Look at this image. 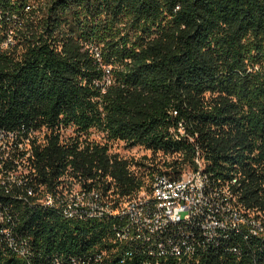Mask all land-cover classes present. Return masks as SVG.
I'll return each mask as SVG.
<instances>
[{
  "label": "trees",
  "instance_id": "1",
  "mask_svg": "<svg viewBox=\"0 0 264 264\" xmlns=\"http://www.w3.org/2000/svg\"><path fill=\"white\" fill-rule=\"evenodd\" d=\"M22 126L46 129L28 162L35 192L71 177L110 202L130 198L146 165L110 150L123 142L149 151L151 176L177 178L197 155L244 209L263 211L264 0H0V127ZM2 191L29 259L0 233V264H147L116 243L112 219H67ZM232 238L241 262L215 250L199 264H264L260 239Z\"/></svg>",
  "mask_w": 264,
  "mask_h": 264
},
{
  "label": "built area",
  "instance_id": "2",
  "mask_svg": "<svg viewBox=\"0 0 264 264\" xmlns=\"http://www.w3.org/2000/svg\"><path fill=\"white\" fill-rule=\"evenodd\" d=\"M11 40L8 37L6 43H10ZM59 128L61 137L74 134L73 128H67L71 129V134L68 135H66L67 129ZM45 132L44 127L39 130H25L23 126L15 130L0 127V138H8V145L3 146L1 157L14 158V164L18 167L17 158L23 157L25 152H31L32 146L40 143ZM178 132L182 133L181 123H178ZM121 143L124 148H129L125 143ZM114 152L124 158L120 152ZM193 162V170H186L183 176L178 177V182H170V178L162 176V173L153 174L151 177L162 176V187H159L154 196L143 193V198L120 200V206L104 203L97 190L82 188V194H75V190L63 192V185L67 181L65 177L62 181V191L39 193L40 202L37 204L58 207L61 215H65L66 211H73V217L81 219L89 218V212H123V223H113V225L120 226L121 239L124 240V246L128 248V255H130L129 249L138 248V242H145V249L138 250L145 256L147 264H160L167 258H173L178 262L192 261L199 264L201 257H207L215 250L230 254L236 263L241 262L244 251L231 239L220 240L221 229L240 228L241 241L246 242L251 239V234L264 235V224L251 222L245 212H241V217H234V202L230 199H217L212 192V181L206 180L205 171L204 180H197L196 167L204 168V166H197L196 156ZM0 169V188H7L9 192L11 187H14L20 191L14 198L25 199L28 193L35 192L33 187L26 185L30 178L10 181L2 173V166ZM66 193H73V202L70 205H60L59 196ZM7 208L0 209V233L5 236L7 242L15 241L17 244L11 234L14 215ZM210 237H219V245L215 250H204V242ZM17 246L23 255L29 256L24 241ZM176 250L192 251V258L178 260L175 258ZM251 259L252 264L253 255Z\"/></svg>",
  "mask_w": 264,
  "mask_h": 264
},
{
  "label": "bare ground",
  "instance_id": "3",
  "mask_svg": "<svg viewBox=\"0 0 264 264\" xmlns=\"http://www.w3.org/2000/svg\"><path fill=\"white\" fill-rule=\"evenodd\" d=\"M43 137L44 136L41 137L40 143L43 142V139H42ZM6 145H8V138H0V166H2V173L5 175V177L9 178L10 181H19V180H22L24 178H30V177H32V175L30 173V169H29L30 166H28V162L32 158L31 157V152H25V153H23V157L17 158V165H18V167H17L16 164H14V158L1 157V154L3 153V146H6ZM133 148H140V147L135 146V147L127 148V149H133ZM140 149H142V147ZM34 155H35V153H34ZM125 158L126 157H124V159ZM128 159H130V158H127V160ZM135 161H137V160H135ZM196 164H197V166H204L203 159L199 158L197 155H196ZM33 166H35V165L33 164ZM191 166H193V165H191ZM133 169H135V168H133ZM187 170H193V167L188 166V169ZM184 173H186V170H182L181 173H180V175L178 177L183 176ZM162 176H168V175L166 173H162ZM162 176L151 177L147 189H143L144 187H141L138 190V192L135 191L136 194H134L131 197L129 195L130 198H127V199H124L123 198V199L124 200H133V199L143 198V193H147V196H154L155 193H156V191L159 190V187H162ZM0 177H1V169H0ZM178 177L177 178H174V179L173 178L170 179V182H178ZM59 179L61 181H64V177H61ZM196 179L197 180H204V168L203 167H196ZM34 180H35V178H34ZM206 180L207 181H212V192L215 193L217 199H230L231 201L234 202V217H241V212H245V214L248 215V217H249V219H250L251 222H254L256 224H264V210L263 211H257V210H247L246 208L244 209L237 202L236 195H235V193L232 192V188L233 187L231 188L229 184L222 183L220 180H215V181L211 180L210 179V175H208L207 173H206ZM234 181H235V179L232 180L231 183L234 184ZM42 184H44V183H42ZM74 186H77L78 187V190H75V194H82V188H81V186L79 184V181H77L75 178H71V177L70 178H67V181L65 182V185H63V192H72ZM44 187L39 186L37 192L28 193L27 196H29L31 198L33 197L35 199V203L40 202V194L39 193H43V192L46 191L44 189ZM0 189L3 190V191H5L7 193V188H0ZM58 189H59V191H62V185ZM111 197H113V196H111ZM16 199L22 200V198H16ZM72 202H73V193H66L64 195L59 196V204L60 205H70V204H72ZM103 202L106 203L107 205L120 206V201H118V202H115V201L110 202L107 199L106 200L103 199ZM20 204L21 203H19L18 205H20ZM41 206L42 207H46V208H52V209L58 210V207H55V206H49V205H41ZM62 216L64 218H67V219H73V218H78L79 220L81 219L80 217H73V211H66L65 212V215H62ZM89 218H94V219H108V218H110V219H112L114 221L112 223H123V212H118V211L89 212ZM113 231H114L113 236H114V239H115L116 243H119L121 245H124V240L121 239L120 226L119 225H113L112 232ZM233 236L239 237L241 239V231H240V228H238V227H225V228H222L221 229L220 240H230V239L232 240L233 239L232 238ZM253 238H257L258 240L260 239V241L264 243V235L251 234V239H253ZM111 240H112V238H111ZM7 245H8V249H9V247H10V249L11 248L14 249L15 252L19 256L24 257V258L27 259L28 256L23 255L21 249L19 248V246H17V244H16L15 241H8L7 242ZM7 245H5V246H7ZM218 245H219V237H210V239H208L207 241L204 242V250H215L218 247ZM126 249L128 250V248H126ZM138 249H145V242H138ZM127 250H126L125 254L128 256V251ZM123 257H125V256H123ZM123 257H121V258H123ZM175 258L178 259V260H186V259L192 258V251L176 250L175 251Z\"/></svg>",
  "mask_w": 264,
  "mask_h": 264
},
{
  "label": "rangeland",
  "instance_id": "4",
  "mask_svg": "<svg viewBox=\"0 0 264 264\" xmlns=\"http://www.w3.org/2000/svg\"><path fill=\"white\" fill-rule=\"evenodd\" d=\"M68 134H71V129L66 130V135H68ZM89 137H90V139L101 140V135L98 132H96L95 130H90ZM110 150L112 152L118 151L121 154H123L124 157H126V158H130V159L137 160V161H142L145 163L146 166L149 165V163H151V160H152V159H150L151 155L148 151H146L144 149H140V148L127 149V148H124V145L121 142H117L116 144H112ZM146 163H148V164H146ZM145 167H142L140 169V172H139L140 175L143 176L144 184L145 185L147 184L146 186H143L144 187L143 189H147V187L149 185V181L151 179V175L147 174L148 171L145 169ZM187 169H188V166H185L182 170H187ZM74 187H73V190H78L77 186H74Z\"/></svg>",
  "mask_w": 264,
  "mask_h": 264
}]
</instances>
